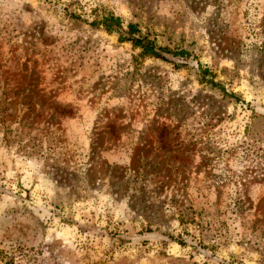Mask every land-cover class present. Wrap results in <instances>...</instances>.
Listing matches in <instances>:
<instances>
[{"label": "rangeland", "instance_id": "1", "mask_svg": "<svg viewBox=\"0 0 264 264\" xmlns=\"http://www.w3.org/2000/svg\"><path fill=\"white\" fill-rule=\"evenodd\" d=\"M0 264H264V0H0Z\"/></svg>", "mask_w": 264, "mask_h": 264}, {"label": "trees", "instance_id": "2", "mask_svg": "<svg viewBox=\"0 0 264 264\" xmlns=\"http://www.w3.org/2000/svg\"><path fill=\"white\" fill-rule=\"evenodd\" d=\"M79 17L78 15H74ZM93 25L102 26L108 32H118L121 41H130L134 47L141 48L142 55L164 58L165 53H172L173 55L188 56L189 51L182 49L180 51H173L172 49L159 45L156 40L150 39L143 34L142 29L134 22H130L124 29L122 18L112 11L104 10L101 15L91 22Z\"/></svg>", "mask_w": 264, "mask_h": 264}]
</instances>
